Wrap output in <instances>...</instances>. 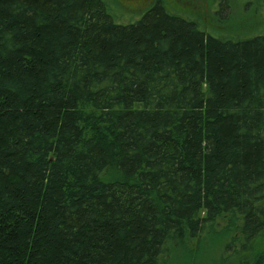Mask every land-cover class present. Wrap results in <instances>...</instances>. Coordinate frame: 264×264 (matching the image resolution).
<instances>
[{
	"label": "trees",
	"instance_id": "1",
	"mask_svg": "<svg viewBox=\"0 0 264 264\" xmlns=\"http://www.w3.org/2000/svg\"><path fill=\"white\" fill-rule=\"evenodd\" d=\"M262 240L264 33L0 0V264H264Z\"/></svg>",
	"mask_w": 264,
	"mask_h": 264
},
{
	"label": "rangeland",
	"instance_id": "2",
	"mask_svg": "<svg viewBox=\"0 0 264 264\" xmlns=\"http://www.w3.org/2000/svg\"><path fill=\"white\" fill-rule=\"evenodd\" d=\"M120 23L137 20L157 0H106ZM172 13L195 20L207 33L220 38H247L264 33V12L257 0H229L231 9L219 10L221 0H161ZM249 2V4H248ZM264 247V240L261 241ZM218 243L198 245L203 253L216 256Z\"/></svg>",
	"mask_w": 264,
	"mask_h": 264
}]
</instances>
